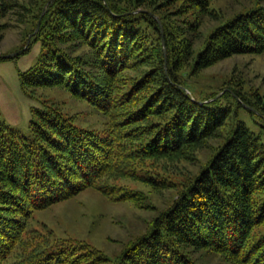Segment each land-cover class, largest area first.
<instances>
[{
  "label": "trees",
  "instance_id": "obj_1",
  "mask_svg": "<svg viewBox=\"0 0 264 264\" xmlns=\"http://www.w3.org/2000/svg\"><path fill=\"white\" fill-rule=\"evenodd\" d=\"M29 1H42L47 8L38 34L44 32L42 58L22 74L24 90L34 95L37 88L62 87L102 110L110 126L100 135L46 104L34 110L31 137L0 121V264H200L191 255L199 250L234 264H264V235L252 239L254 228L264 224V149L241 120L149 232L120 257L112 259L90 245L51 242L11 259L30 233L35 212L89 188L112 197L115 192L102 183L111 171L129 175L130 161L179 157L215 137L231 110L193 100L181 79L182 63L192 61L199 72L234 55L264 51V9L220 26L196 51L193 25L182 32L187 36L182 50L167 28L164 41L161 7L148 10L146 0ZM18 7L16 0H0V21ZM140 8L144 11L132 14ZM140 20L156 28V45L147 43ZM61 25L88 47L87 60L63 48ZM123 72L136 74L127 80L122 75L119 86ZM245 102L237 98L238 106ZM142 178L155 185L154 177ZM118 199L139 198L124 193Z\"/></svg>",
  "mask_w": 264,
  "mask_h": 264
},
{
  "label": "rangeland",
  "instance_id": "obj_2",
  "mask_svg": "<svg viewBox=\"0 0 264 264\" xmlns=\"http://www.w3.org/2000/svg\"><path fill=\"white\" fill-rule=\"evenodd\" d=\"M16 1L19 7L0 21V121L20 135L31 137V123L36 118L34 110H42L46 104L61 109L74 119L76 125L106 135L109 117L66 89L37 88L33 90L34 95L24 90L22 74L36 67L42 58L44 32L38 34L47 7H42V1L35 4L29 0ZM145 5L148 10L161 7L157 12L164 18V23L159 20L163 40L167 28L173 36V45L182 50V44L187 40L182 32L193 25L196 31L193 47L201 51L206 37L217 28L242 13L264 9V0H146ZM141 11L144 10L140 8L132 14ZM140 23L149 46L156 45L159 39L156 28L145 21ZM61 28L65 36L63 48H70L71 55L87 60L88 47L63 25ZM163 45L167 60L165 43ZM8 55L12 56L7 58ZM135 74L123 72L118 77V85L123 83L122 75L127 80ZM180 75L193 100L207 99L205 103L213 102L220 105V109L227 107L231 110L230 119L216 131L215 137L205 141L199 149H184L181 157L173 155L130 161L127 163L128 170H132L129 175L111 171L102 183L108 185L110 192H115L112 197L89 188L73 198L35 212L29 220L30 233L22 236V242L11 259L26 256L51 242L76 248L90 245L116 259L130 244L149 232L154 220L177 200L188 181L208 164L233 132L238 120L249 126L257 143L264 149V51L234 55L199 72L193 71L192 61L188 60L182 63ZM237 98L246 101L243 107L238 106ZM142 176L154 177L155 185L146 183ZM124 193L135 194L139 199L119 200V195ZM263 235L264 224L254 228L252 239ZM191 255L200 264H234L225 256L206 250L193 251Z\"/></svg>",
  "mask_w": 264,
  "mask_h": 264
},
{
  "label": "water",
  "instance_id": "obj_3",
  "mask_svg": "<svg viewBox=\"0 0 264 264\" xmlns=\"http://www.w3.org/2000/svg\"><path fill=\"white\" fill-rule=\"evenodd\" d=\"M12 55H8V56H6L7 58H9V57H11ZM14 56H15V54H14Z\"/></svg>",
  "mask_w": 264,
  "mask_h": 264
}]
</instances>
